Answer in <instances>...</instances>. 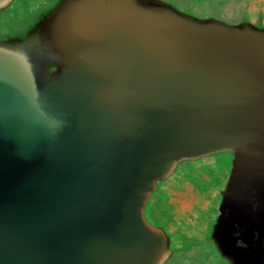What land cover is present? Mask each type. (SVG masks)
Returning a JSON list of instances; mask_svg holds the SVG:
<instances>
[{"label":"water","instance_id":"95a60500","mask_svg":"<svg viewBox=\"0 0 264 264\" xmlns=\"http://www.w3.org/2000/svg\"><path fill=\"white\" fill-rule=\"evenodd\" d=\"M214 159L217 213L186 251L151 202ZM196 258L264 264V25L181 0L1 17L0 264Z\"/></svg>","mask_w":264,"mask_h":264},{"label":"rangeland","instance_id":"374dc122","mask_svg":"<svg viewBox=\"0 0 264 264\" xmlns=\"http://www.w3.org/2000/svg\"><path fill=\"white\" fill-rule=\"evenodd\" d=\"M181 1L234 17H249L264 25V0ZM227 170L226 159L188 165L152 200V217L167 223L180 247L193 250V245L203 238L208 223L217 213L218 197L214 188L225 179ZM188 264L202 263L196 258Z\"/></svg>","mask_w":264,"mask_h":264},{"label":"flooded vegetation","instance_id":"af4514ba","mask_svg":"<svg viewBox=\"0 0 264 264\" xmlns=\"http://www.w3.org/2000/svg\"><path fill=\"white\" fill-rule=\"evenodd\" d=\"M34 0H5V2H3L2 4H0V18H6L8 20V22L12 21V18L16 19V18H29L31 16L33 17H38V14L40 12L47 11L49 10L51 7H53V5H56L59 1L61 0H42V5L40 6H36L33 9L29 10V11H25L23 15L19 16L18 14L14 17V12L12 11V8L14 7L15 4H22L21 6H24L26 4V2H32ZM14 3V5H13ZM13 16V17H12ZM167 223L160 219L157 218L155 221L154 226L159 228L161 231H165L166 230V225ZM180 247V246H179ZM183 249H185L186 251H188V249L181 247ZM191 251V250H190Z\"/></svg>","mask_w":264,"mask_h":264}]
</instances>
